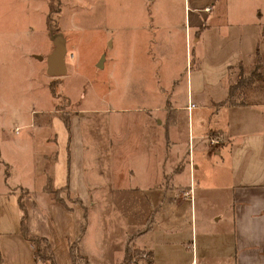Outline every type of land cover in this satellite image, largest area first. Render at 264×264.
<instances>
[{
    "label": "crops",
    "instance_id": "crops-1",
    "mask_svg": "<svg viewBox=\"0 0 264 264\" xmlns=\"http://www.w3.org/2000/svg\"><path fill=\"white\" fill-rule=\"evenodd\" d=\"M122 5L115 1L119 42L129 31L132 41L141 33L166 47L180 38L184 49L165 57L147 51L153 67L146 75L134 71V80L119 66L120 89L154 88L156 98L153 112L148 106L121 115L112 148L106 133L119 117L105 120V141L92 129L90 147L83 116H71L68 125L59 117L48 122L54 133L44 138L43 167L15 179L26 194L30 235L48 240L56 264H71L69 245L85 216L78 244L86 264H124L127 247L130 264H264V99L227 101L232 70L257 64V54L264 60V0H140L139 8L130 3V18L120 13ZM177 86L184 88L182 102L172 99ZM164 87L171 88L167 96ZM102 154L114 181L103 182L101 171L86 164ZM48 182L66 189L64 202L47 191ZM18 197L12 190L0 194L3 209L16 207L11 218H0V264H36L20 231ZM102 204L118 211L122 230L101 218Z\"/></svg>",
    "mask_w": 264,
    "mask_h": 264
},
{
    "label": "rangeland",
    "instance_id": "rangeland-1",
    "mask_svg": "<svg viewBox=\"0 0 264 264\" xmlns=\"http://www.w3.org/2000/svg\"><path fill=\"white\" fill-rule=\"evenodd\" d=\"M115 1L0 0V194L12 190L22 198L26 195L24 190L18 191L15 179L18 176L25 178L28 169L37 171L43 167L40 152L48 146L44 138L53 139L54 132L48 123L52 118L59 117L66 122L71 116H83V131L89 147L92 129L98 127L103 141L107 136L111 139L112 148L119 139L121 115L142 114L148 111V106L153 112L151 103L156 98V89H120L119 66L126 65V71L134 80V71L141 70L146 75L148 67H153L147 51L162 50L165 57L172 52H181L184 42L176 38L173 45L166 47L163 40L152 37L148 41L141 33L137 34L141 37L132 41L129 31L124 32L127 39L119 42ZM118 3L123 4L120 13L128 18L131 17L130 3L140 7V0H118ZM58 33L65 37L67 70L62 76H48L46 58L55 48ZM101 56L106 60L102 68L97 66ZM117 56H121V65ZM231 73V83H238L232 101L264 99V60L258 67L255 63L249 69L235 68ZM51 83L58 86L56 96L49 90ZM174 88L173 101L182 102L184 88ZM170 92L171 88L164 87L162 95L167 96ZM122 106L129 107V111L123 113ZM112 117H119L118 122L114 129L107 130L105 120ZM131 127V131L138 129V126ZM102 146L99 141L97 148L103 151ZM107 156L98 155V159L89 162L92 158L88 156L86 160L89 167L93 166L94 173L101 171L103 182L114 181L116 175L112 165L107 164ZM8 175L12 178H7ZM60 195L65 197L64 192ZM185 200L182 205L188 207L190 198ZM100 212L101 218L112 219L113 230L118 232L125 227L124 219L116 209L108 212L106 204H102ZM11 213H16L15 206L8 209L0 206V218H11ZM117 238V234L113 236L114 240ZM109 245H105L108 253L111 251Z\"/></svg>",
    "mask_w": 264,
    "mask_h": 264
},
{
    "label": "trees",
    "instance_id": "trees-1",
    "mask_svg": "<svg viewBox=\"0 0 264 264\" xmlns=\"http://www.w3.org/2000/svg\"><path fill=\"white\" fill-rule=\"evenodd\" d=\"M258 64H261V57L260 55L257 54V67ZM258 74V73H257ZM53 83L50 84V88L49 90L51 91V93H53V96L57 95V89L58 86L54 85ZM238 88V83H234L232 84V87L230 88V94L229 97L227 98V101H229L230 103H235L237 101H232V98L234 96V94L236 93V90ZM67 123L68 122H64ZM47 191L49 193H52L56 199L60 200L61 202H64V199L61 198V193L62 192H66V189H53L51 184H49V182L47 183V187H46ZM22 197L19 196L18 197V201H19V206H20V210H21V222H20V231L22 236L28 241V243L30 244V246H32L33 248V256H34V261H36V264H56V261L54 260V250L52 245L49 244L48 240L43 237V236H32L30 235L28 229H27V218L28 215L26 213V209H25V205L23 200H21ZM85 216H83L82 221L79 224V234L78 237H76L74 239V241L70 242L69 245V258L71 260V264H86L87 259H85L80 252V246H79V237L84 233L85 231ZM125 258L126 261L124 262V264H130L131 259L130 258V253H129V248L127 247L126 252H125Z\"/></svg>",
    "mask_w": 264,
    "mask_h": 264
},
{
    "label": "water",
    "instance_id": "water-1",
    "mask_svg": "<svg viewBox=\"0 0 264 264\" xmlns=\"http://www.w3.org/2000/svg\"><path fill=\"white\" fill-rule=\"evenodd\" d=\"M55 48L48 54L46 58L47 68L46 74L49 76H62L67 70L65 62L66 46L65 37L63 34L58 33L55 37ZM104 56L98 60L97 66L102 68Z\"/></svg>",
    "mask_w": 264,
    "mask_h": 264
},
{
    "label": "built area",
    "instance_id": "built-area-1",
    "mask_svg": "<svg viewBox=\"0 0 264 264\" xmlns=\"http://www.w3.org/2000/svg\"><path fill=\"white\" fill-rule=\"evenodd\" d=\"M205 10L207 11V10H209V8H206ZM15 132H18V129Z\"/></svg>",
    "mask_w": 264,
    "mask_h": 264
}]
</instances>
